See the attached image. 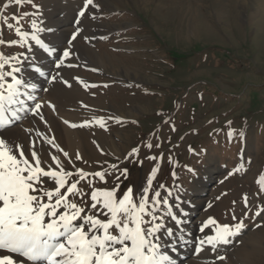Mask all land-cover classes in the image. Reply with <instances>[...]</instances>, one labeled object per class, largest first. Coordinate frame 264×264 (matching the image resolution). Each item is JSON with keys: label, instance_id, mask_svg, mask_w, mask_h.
Returning <instances> with one entry per match:
<instances>
[{"label": "rangeland", "instance_id": "rangeland-1", "mask_svg": "<svg viewBox=\"0 0 264 264\" xmlns=\"http://www.w3.org/2000/svg\"><path fill=\"white\" fill-rule=\"evenodd\" d=\"M43 2L46 23L49 18L70 19L54 33L58 35L63 29L65 37L70 38L82 0ZM5 3L6 0H0V12L7 16L30 11L29 5L20 9L15 4L4 10ZM95 3L100 8L89 7L82 19L83 32L73 42L72 49L77 55L68 61L79 67L60 71L71 86L61 80L47 82V91L43 89L39 95L55 105V112L50 107L42 110L51 129L57 123L59 129L80 131L91 145H99L108 154L100 152L98 158L89 159L79 153L83 160L76 161V153L59 144L76 167L100 170L98 161L116 163L115 156L123 160L132 147L150 141L154 145L152 150L141 146L139 159L144 161L143 165H122L129 167L130 175L121 190L130 182L134 185L143 182L155 164L145 159L146 155L163 153L157 178L168 185L183 186L186 191L181 195L188 202L182 207L189 212V223L196 227L208 216L220 223H234L233 211L237 217L244 214L245 193L250 205L264 204V193L256 196L260 192L257 181L264 174V0H95ZM93 15L95 19L91 18ZM22 23L28 30L27 21ZM0 34L5 40L17 38L14 30L7 29L2 22ZM42 34L45 39L48 35L53 37V33ZM0 50L13 54L22 49L14 46ZM121 64H133L134 68L130 74L122 75L117 71L121 70ZM75 77L100 86L86 89ZM104 84L108 87H103ZM67 111L76 113L75 123H64L69 119ZM100 116L106 120L109 116H120L123 122L107 120L106 128L95 123L71 126ZM228 121H232L231 125ZM34 124L47 132L42 122L36 120ZM29 126L25 122L24 127ZM233 129L236 134L229 136ZM241 131L243 136L239 135ZM157 142L160 148L155 147ZM60 158L71 169L62 154ZM241 164L243 170L229 175ZM185 166L197 170L195 181ZM173 170L177 172V181L171 176ZM255 210L253 207L244 220L246 227L231 238V243L218 246L216 252L205 249L197 255L196 246L192 245L179 260L199 264L213 261L264 264V213L255 216L252 214ZM203 235L198 228L190 236L196 240ZM217 255L227 259L217 261Z\"/></svg>", "mask_w": 264, "mask_h": 264}, {"label": "snow or ice", "instance_id": "snow-or-ice-1", "mask_svg": "<svg viewBox=\"0 0 264 264\" xmlns=\"http://www.w3.org/2000/svg\"><path fill=\"white\" fill-rule=\"evenodd\" d=\"M12 4L20 9L29 5L30 11L11 16L0 12V22L14 30L17 36L11 40L0 38V47L22 49L13 54L0 50V264H178L181 246L188 242L183 227L188 213L182 207L188 201L181 195L186 191L182 185H168L157 178L164 154L146 155L145 159L155 164L143 182L138 185L130 182L121 190L130 175L129 167L122 165H143L144 161L139 159L141 146L152 150L154 145L150 141L137 145L124 154L123 160L115 156L116 163L98 161L100 170L86 171L76 167L69 153L56 142L42 111L50 107L55 112L56 108L37 94L41 84L61 80L71 86L60 71L65 67H79L68 62L77 55L72 49L73 42L83 32L82 19L89 7L98 9L100 5L95 0H82L74 19L76 26L65 41L66 46L60 48L54 41H46L41 36L42 33H55L45 22L43 0L39 3L36 0H6L3 9ZM23 21H27L28 30L24 29ZM48 58H53L50 60L52 67L46 71L49 65H37V60ZM28 67L34 71L26 72ZM75 79L86 89L100 86L89 85L80 77ZM36 120L47 127V132L35 126ZM107 120L123 122L120 116H109ZM107 120L100 116L71 126L95 123L106 128ZM25 122L30 126L25 128ZM64 123L71 122L64 120ZM231 123L228 121L229 125ZM172 130L175 131L174 125ZM31 133L34 135H29ZM235 134L234 129L228 133L229 136ZM239 135L243 136V131ZM155 147L160 148V142ZM97 148L108 155L99 145ZM60 154L71 169L61 160ZM75 160H83L78 152ZM185 167L195 181L197 170ZM241 170L242 164L229 175ZM171 176L174 181L178 180L175 170ZM257 183L260 192L256 196L259 197L264 193V174ZM242 200L244 214L237 217L233 211L234 223H220L213 216L201 221L199 231L204 235L197 242V253L206 248L216 252L218 246L231 243V238L246 227L244 220L253 207L256 209L253 215L264 213V204L250 205L247 193ZM226 259L224 255L215 257L217 261Z\"/></svg>", "mask_w": 264, "mask_h": 264}, {"label": "bare ground", "instance_id": "bare-ground-1", "mask_svg": "<svg viewBox=\"0 0 264 264\" xmlns=\"http://www.w3.org/2000/svg\"><path fill=\"white\" fill-rule=\"evenodd\" d=\"M56 9L60 10L57 6H56ZM70 10V9H69ZM65 16V15H64ZM70 18V17H69ZM49 23L48 25H54L55 27H53L55 30L57 29V27H59L61 24H66L68 22H70L68 19V17H64L63 19H56V18H49ZM46 23V24H47ZM68 28V27H66ZM65 29V27H64ZM60 34L58 35H55L53 33V37H50L48 35V37H44V35L42 34V36L44 37V39L46 41L48 40H51V41H54L60 48H63L64 47V42L67 40V34L66 33H62L63 29H60ZM52 34V33H51ZM65 34V35H64ZM54 37H57V39H53ZM94 55V54H93ZM102 56V55H101ZM134 56V55H133ZM137 56V55H135ZM103 58V57H102ZM52 58H48V59H39L37 60V65H40V64H44V65H49V68L48 69H45L46 71L48 70H51V64H50V60ZM99 63V62H98ZM105 65V64H104ZM116 65V64H115ZM122 67H121V70H117L119 74H122V75H128L130 74V72H132V69L134 68L133 64L129 65V66H125L123 64H121ZM119 67V66H118ZM116 68V67H115ZM135 70V69H134ZM34 71V69L32 67H28L26 69V72H32ZM65 72V71H64ZM40 79H44V78H40ZM29 82H32V78L29 77ZM49 83V82H48ZM47 85V82L41 84L40 86V90L39 92L37 93L38 95H41V92L43 89H45V86ZM62 85V84H61ZM49 89V88H48ZM70 90V89H69ZM62 91V90H61ZM60 92V91H58ZM71 92V91H70ZM69 92V93H70ZM75 92V91H74ZM77 93V91L75 92ZM44 94V93H43ZM68 94V93H67ZM48 95V94H47ZM79 95V94H78ZM62 97V96H61ZM74 97V96H73ZM72 97V98H73ZM76 97V96H75ZM80 98V97H78ZM75 99H73L74 101ZM72 101V102H73ZM82 101V99H81ZM71 103V101H69ZM75 102V101H74ZM78 102V101H76ZM74 106V105H73ZM76 108V106H75ZM77 110V108H76ZM76 113L73 112V111H67V115L66 117H68V121H70L71 123H75V116ZM50 118H52V116H48ZM53 121V119H52ZM55 121V120H54ZM53 121V123H54ZM54 127L53 129H51V132L54 133L55 135V138H56V142L58 144H63L65 146V148L73 153H80V154H84L85 157L87 158H98L100 156V150L97 148V147H94L93 145L90 144L89 141H87V138H85V136H83L82 132L80 131H72L70 128H65L64 130L62 129H59L60 126L57 125V123H54L53 124ZM77 128V127H76ZM87 137V136H86ZM54 151V150H53ZM47 153H45L46 155ZM202 202V201H200ZM188 215H189V212H187ZM187 215V219L185 220V232L187 234V244H184L181 246V249H180V252L178 253V257L181 256V255H185L187 252H188V249L192 246V245H195L197 247V242L199 239H196V240H193L191 239V232L194 231L195 229H198L199 227H196L197 225L196 224H193V223H189V216ZM188 222V224L186 223ZM198 234V233H197ZM201 237V236H200ZM202 238V237H201ZM208 249V248H206ZM199 254L196 252V255ZM174 255H177V254H174ZM180 258H178V264H199L197 263L196 261H192V260H179ZM186 259V258H185ZM223 263V262H222ZM223 264H238V263H235V262H229V263H223Z\"/></svg>", "mask_w": 264, "mask_h": 264}]
</instances>
